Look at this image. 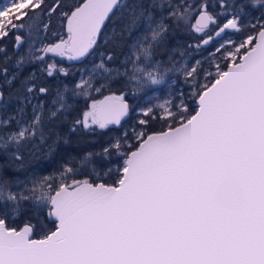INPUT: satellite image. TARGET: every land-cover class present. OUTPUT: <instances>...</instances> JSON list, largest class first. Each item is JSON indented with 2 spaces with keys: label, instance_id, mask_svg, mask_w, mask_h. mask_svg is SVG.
I'll return each mask as SVG.
<instances>
[{
  "label": "snow or ice",
  "instance_id": "snow-or-ice-1",
  "mask_svg": "<svg viewBox=\"0 0 264 264\" xmlns=\"http://www.w3.org/2000/svg\"><path fill=\"white\" fill-rule=\"evenodd\" d=\"M216 6L221 9L222 24L208 11L206 2L196 6L177 0L168 5L166 17L160 18L155 2L149 6L142 0H124L123 4L121 0H83L61 13L67 21L68 38L40 51L60 56L67 52L70 60L90 55L106 22L118 7L122 8L119 33L132 39L129 53L118 66L111 65L113 55L108 53L93 65L95 71L89 70V79L82 77L75 88H92L98 73L109 86L118 78H126L134 95L139 94L149 84H161L173 71H160L163 62L155 59L156 49L168 32V21L179 28L190 21V14L197 13L192 30L204 33L207 38L202 43L207 45L229 30L242 31L245 9L264 8V0H218ZM61 7L58 0L46 14L50 17ZM44 9V0H4L0 3V39L14 34L15 45L20 47L23 30L32 31L40 25L47 29ZM210 25L217 28L214 35L206 33ZM258 37L254 43L248 36L238 46L227 40L233 51L220 44L216 51L225 49V56L237 62L228 63L227 71L216 64L215 76L205 70L207 82L192 91L195 114H189L183 100L174 104L165 99L140 109L144 118L138 124L142 128L149 125V118L167 126L135 133L137 144L131 146L134 150L123 153V165L118 170L121 175L115 185L75 179L69 185L64 178L74 169L67 164L55 189L49 176L33 179L29 189L27 180L0 174V264H264V22L259 23ZM29 55H20L17 65L29 63ZM32 59L43 61L45 57L33 55ZM54 69L55 65H48L49 77ZM174 69L182 71L186 81H196L202 70L200 61L191 67L174 64ZM58 71L67 75L63 68ZM4 75L8 85L17 78H8L7 69ZM48 92L41 86L37 93L32 78L25 77L9 94V99L15 96L19 101L16 116L20 119L16 128L0 133V151L14 148L11 155L22 162L20 149L24 145L37 137L46 143L48 126L71 107L60 90L51 101L32 103L35 95L47 96ZM7 102L0 91V106ZM25 104L32 109L28 119L24 118ZM88 107L70 131L75 132L77 126L91 131V125L99 129L119 125L132 110L123 93L93 100ZM10 123L0 120V128H9ZM121 147L120 140L110 146L117 153ZM110 148L102 150L105 156ZM93 155L100 154H86ZM82 162L104 167L102 160L86 158ZM30 201L37 224H26L19 230L9 227L8 218L27 210L25 204ZM45 206L48 217L54 218L55 230L33 239L37 227L43 230L39 214Z\"/></svg>",
  "mask_w": 264,
  "mask_h": 264
},
{
  "label": "trees",
  "instance_id": "trees-1",
  "mask_svg": "<svg viewBox=\"0 0 264 264\" xmlns=\"http://www.w3.org/2000/svg\"><path fill=\"white\" fill-rule=\"evenodd\" d=\"M57 2L58 0H44L45 9L43 23L48 24L47 29L40 25L38 28L34 27L32 31H28L27 29L23 30V37L28 34L32 35L30 38L34 44L33 51H16L14 49L13 34L0 39V89L4 93L5 100L8 101L6 106H0V120L8 119L11 122L9 128H0V133L11 131L17 126V120L20 119V117L16 116L19 109V101L15 99V96L9 99V94L13 93L14 90L19 87L20 81L25 77L32 78V82L37 86V93L41 86L49 89L47 96L35 95L32 100L33 104L37 103L39 100L51 101L56 95V92L60 90L67 95L71 107L58 122L48 126L45 133L48 137L46 143H41L40 138L37 137L34 142L28 143L20 149L23 155L22 162L16 161L11 155L15 150L14 148L10 147L6 153L0 151V174L9 179L19 177L21 181L27 180L28 183L26 187L29 189L33 186L31 183L33 179L38 180L45 176H49L52 177L49 183H51L53 189H55L56 186L62 182L59 173L63 170L64 165L67 164L74 169L73 173L68 174V176L64 178L69 185H71L73 179L115 185V182L121 175L118 170L123 165V160L125 158L123 153L133 150L131 146L137 144L134 136V132L137 128L152 132L162 130L167 125L163 121L149 118V125L142 128V126L132 119L131 113L133 110L140 107L141 102L145 99L149 91L134 95L132 84L126 85V78H118L116 82H112L110 86L108 81L99 79L93 83V87L88 95H73L74 92H78L75 88V84L79 81L83 69L90 68L94 64H97L101 59H104L108 53H112L113 55V60L110 62L111 65L118 66L125 59V54L129 53L128 45L132 42V39L129 38L127 34L119 33L122 15L125 10L118 7L111 16V19L108 20L104 26L100 40L94 50L81 61L73 62L70 60L56 59L48 55V53H43L37 48L41 41L52 45L67 36L65 31L66 20L61 13L68 12L72 6H78L83 0H59V3L63 5V7L57 8L49 17L46 14L48 7L57 4ZM142 2L149 6L155 2L158 6L156 11L159 17L165 18L168 5L176 4L177 0H170L169 2H165L164 0H142ZM180 2L183 3L182 0H180ZM203 2L208 4V11L216 14L218 22L222 24L223 19L219 16L221 9L216 6L218 0H187L188 4L196 6H199ZM238 2L248 3L249 0H238ZM121 3L123 4L124 0H121ZM196 14L197 13L190 14V21L187 24L181 25L179 28L172 24L171 21H168V32L163 43L156 49L155 54V59L162 61L163 65L166 67L180 60L182 57L188 58L190 67L195 65L196 61H200L202 70L199 72L196 81H186L182 72H176L170 76L167 90H163L165 93H170L168 98H170L174 104L183 100L184 104L189 109V114H193L196 108L195 97L192 96L193 88H198L199 84L207 82L205 80V70L211 72L213 76H215L213 64H219L220 68L225 70L227 64L231 63L230 58L225 56V49L229 50L231 45L225 42L231 40L233 44L236 45L241 39L250 35H256L259 31V23L264 22V20L261 19V17H264V8H259L258 10L246 8L245 16L242 21V31L235 32L229 30L226 34L215 37L212 42L204 45L202 41L207 38L206 35L192 30V24H194V17ZM253 25H256V27H253ZM216 30L217 28L215 25H210L206 33L208 35H214ZM33 34L35 35L33 36ZM222 43H225V49H221L217 52L216 49L219 48ZM243 51L244 49H242V52ZM26 53L32 54L28 56L30 62L26 63L23 67L18 66L17 59L20 55ZM102 53L104 54L103 57L101 55ZM33 55L44 56L45 59L43 61L33 60ZM235 62L237 61L235 60ZM105 63L108 62L105 61ZM49 64L55 65V69L53 70L54 75L51 77H49L46 72ZM59 68L65 69L67 75L61 74L58 71ZM5 69H7L8 78H11L13 75L17 77L11 85L5 83ZM171 82L174 83L171 84ZM101 85H103L102 90L100 92L95 91V89L101 87ZM121 93L125 95L127 101L132 105V110L129 112L128 117L118 126H108L105 129H99L98 126L91 125L93 129L91 131L85 130L82 126H77L75 132L70 131L76 119H83V113L89 110L88 106L91 101L99 100L112 94L120 95ZM24 110L27 114L26 119L31 118V105L25 104ZM157 114L159 113L157 112ZM125 139L127 143H124ZM116 140H120L122 144L120 153L110 148ZM105 147L110 148V154L107 156H105L102 151ZM88 153H99L100 155L87 157L86 154ZM86 158L93 161L102 160L104 167H100L97 164L83 163L82 161ZM13 190L17 192L20 191V189L16 187H14ZM26 194L31 195V193ZM36 194L39 195V192ZM32 204L33 202L31 201L27 202L25 204L27 210L22 211L18 215L10 216L6 221L8 226L19 229L25 224L36 225L37 217L36 213L31 210ZM39 224L42 226L43 230H41V227H37L33 235L35 238H43V235L54 229L55 224L51 218L48 217L47 206L43 207L39 214Z\"/></svg>",
  "mask_w": 264,
  "mask_h": 264
},
{
  "label": "rangeland",
  "instance_id": "rangeland-1",
  "mask_svg": "<svg viewBox=\"0 0 264 264\" xmlns=\"http://www.w3.org/2000/svg\"><path fill=\"white\" fill-rule=\"evenodd\" d=\"M165 2H169L170 0H164ZM183 1V0H182ZM4 2V0H0V3H3ZM162 9V8H161ZM35 34H33V36H34ZM13 36H15L14 34H13ZM250 36H252L253 38H255V35H250ZM30 37H32V35H30V34H28V35H26L25 37H24V42H23V44L20 46V49H19V51H33L34 49H33V47H34V44H33V41H32V39L30 38ZM248 37V36H247ZM247 37H245V38H243V39H241L240 40V42L238 43V44H236V46H238L240 43H242ZM62 39H64V40H66L67 38H62ZM61 39V40H62ZM41 41V40H40ZM254 41V40H253ZM49 44H46L45 42H40L39 43V46L37 47L38 49H43L44 47H46V46H48ZM248 47H250L249 45H246V48H248ZM36 48V49H37ZM234 49L232 48V46H230V49L228 50V51H233ZM243 52H242V50H241V54H242ZM230 58V57H229ZM230 60H231V63H235V60H233L232 58H230ZM99 63V62H98ZM174 64H177V65H180V66H184V67H190L189 66V64H188V58H186V57H182L180 60H178V61H175V62H173L170 66H168V67H166V66H164L163 65V67H161L159 70L160 71H164L165 69H167V68H173V71H171V72H169V73H167L166 75H165V79H164V81L161 83V84H159V85H147L146 86V88H145V90L144 91H142V92H145V91H149V93L147 94V96L145 97V99L141 102V105H140V107L139 108H137V109H135V110H133V112L131 113V115H132V119L133 120H135L136 121V123H138V120L139 119H142V118H144L142 115H141V112H140V109H142V108H146V107H148V106H150V105H156L157 103H160V102H163V100H165V99H170V98H168V95L170 94L169 92H167V93H165L163 90L165 89V90H167V84H168V80H169V78H170V76L172 75V74H174V73H176L177 71H175V69H174ZM215 65L216 64H213V66H214V70H213V72L216 74V68H215ZM89 70H93V71H95L94 69H93V66L92 67H90V68H85V69H83L82 70V72H81V75H80V79H79V81L81 80V78L82 77H84L85 79H89V76H88V73H89ZM180 72H182V71H180ZM183 73V72H182ZM99 79H103V78H101L100 76H99V74L97 73V78L96 79H93L92 80V84L96 81V80H99ZM78 81V82H79ZM172 83H174V82H171V84ZM92 88H82V89H76V90H78V92H81V94H83V92H87V95H88V93H89V91L91 90ZM95 89V88H94ZM84 95V94H83ZM171 100V99H170ZM92 103V101L90 102V104ZM180 103V102H179ZM157 112L159 113V110L157 109ZM31 113V112H30ZM0 114H1V110H0ZM26 116H27V114L25 113V118H26ZM89 122H90V120H89ZM140 131H142V129L141 128H137V130L134 132V136H135V133H138V132H140Z\"/></svg>",
  "mask_w": 264,
  "mask_h": 264
},
{
  "label": "water",
  "instance_id": "water-1",
  "mask_svg": "<svg viewBox=\"0 0 264 264\" xmlns=\"http://www.w3.org/2000/svg\"><path fill=\"white\" fill-rule=\"evenodd\" d=\"M197 15V14H196ZM107 23V22H106ZM196 23V19H195V17H194V24ZM66 24H67V21H66ZM103 29H104V27H103ZM65 31H66V33L68 34V32H67V30H66V27H65ZM103 31V30H102ZM259 32V31H258ZM258 32L256 33V35H255V38H254V43L255 42H257L258 41V39H259V37H258ZM14 37V39H15V36H13ZM61 41H59V42H57V43H55V44H58V43H60ZM54 44V45H55ZM14 49L17 51V50H19L20 49V47H17L16 45H14ZM69 54V53H68ZM48 55H50V56H52V57H56V58H58V59H64V58H68V56L67 55H64V56H60L59 54H55V53H48ZM86 57V56H85ZM85 57H83V58H79V59H74V60H71V61H73V62H79V61H81L82 59H84ZM228 69H227V67H226V69H225V71H227ZM104 98V97H103ZM103 98H101V99H99V100H103ZM196 104V103H195ZM193 114H195V112L193 113ZM129 115V114H128ZM128 115L127 116H125V117H122L121 118V122L123 121V120H125L127 117H128ZM90 118V117H89ZM91 119V118H90ZM109 126H118V125H116V124H111V125H109ZM134 150V149H133ZM98 183H102V182H98ZM51 220L54 222V218H51ZM55 224V223H54ZM26 225V224H25ZM25 225H23L21 228H23ZM21 228H19V229H21ZM19 229H17V230H19ZM55 230V225H54V229L52 230V231H54ZM32 238L33 239H41V238H35V237H33L32 236Z\"/></svg>",
  "mask_w": 264,
  "mask_h": 264
},
{
  "label": "flooded vegetation",
  "instance_id": "flooded-vegetation-1",
  "mask_svg": "<svg viewBox=\"0 0 264 264\" xmlns=\"http://www.w3.org/2000/svg\"><path fill=\"white\" fill-rule=\"evenodd\" d=\"M67 34V33H66ZM100 36H101V34H100ZM100 36H99V39H98V41L100 40ZM64 38H68V34H67V36L66 37H64ZM13 40H14V45H15V39H14V37H13ZM59 41H61V39L59 40ZM59 41H57V42H59ZM56 42V43H57ZM55 44V43H54ZM54 44H52V45H54ZM65 55H70V54H68L67 52L65 53ZM54 58H56V57H54ZM56 59H58V58H56ZM61 60H70V59H68L67 57L66 58H64V59H61ZM71 61V60H70ZM0 91H1V89H0ZM89 120H91L90 118H89Z\"/></svg>",
  "mask_w": 264,
  "mask_h": 264
}]
</instances>
